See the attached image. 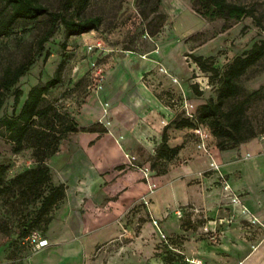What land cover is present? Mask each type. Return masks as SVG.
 I'll use <instances>...</instances> for the list:
<instances>
[{
  "label": "rangeland",
  "instance_id": "rangeland-1",
  "mask_svg": "<svg viewBox=\"0 0 264 264\" xmlns=\"http://www.w3.org/2000/svg\"><path fill=\"white\" fill-rule=\"evenodd\" d=\"M65 1L38 0L49 11L67 15L72 7L66 10ZM192 2L90 0L79 15L100 16L102 20L98 30L90 31L89 35L84 33L66 37L64 27L58 23L54 34L44 43L46 57L39 55L37 42L48 28V16H41L34 22L18 21L9 35L0 38V78L5 67H15L27 57H33L32 66L17 84L23 93L20 98L22 102L28 89L48 81L62 62L60 82L48 90L42 105H52L58 113L74 119L77 127L84 130L65 134L57 153L46 162L54 172L52 183H64L65 194L73 192L77 196L86 185L90 189V196L95 197L98 203L106 204L114 200L124 186H132V191L141 193L138 192L123 211L129 223H133V226L130 225L132 232H129L133 237L139 232L141 221H149L154 228L158 226L157 219L151 218L148 212L153 196L163 207H170L177 198L201 201L199 194L204 193L209 203L237 205V211L229 209L222 223L230 226L237 224L242 239L249 243L253 240V233L264 234V59L250 67L239 81L243 88L240 97L259 90L248 104L246 115L255 130L262 133L233 148L219 150L217 139L205 125L196 121L198 107L208 99L215 98L219 85L217 77L201 71L192 57L201 56L211 62L219 73L222 72L235 56L264 38V0H225L250 10V15L240 19L229 18L224 13L213 19L203 18L193 10ZM162 47L167 49V62L163 63L166 57L160 59L155 70L146 73L142 81L172 111L171 122L189 118L186 115V106L189 104L195 112V117L189 118L193 127L180 134L183 143L178 153L183 149L182 154L177 153L170 160L157 159L155 156L161 144L162 130L157 132L152 127V121L139 113L123 120V115L112 111L114 107L109 108V102L102 101L100 104L96 97L106 69L111 65L112 56L131 51L133 54H142L144 58L146 54ZM162 63L170 67H164ZM19 106H15L13 96L8 95L1 114L10 116L13 112L17 113ZM161 123H167V120ZM197 127L201 128L202 136L195 133ZM91 128L96 130L98 137L106 135L114 141L116 153L108 150L106 161L110 160L111 153L117 154V159L112 160L107 169L101 170L92 160L89 150L79 144L81 134ZM143 128L147 130L143 132ZM169 128H172V123L167 126L166 133ZM89 144V147H93L92 141ZM0 163L7 165L8 178L36 164L31 148L13 153L12 144L2 136ZM182 166H186V169L192 166L191 172L182 176ZM170 169H174L173 175L169 178L163 176ZM59 174L64 181L59 179ZM94 175L100 176V180L87 184ZM183 183L191 188L181 187ZM172 184L175 188L171 193L169 188ZM84 195L87 196L85 191ZM33 209L30 205L24 206L16 196L8 201L0 200V264H29V258L36 250L23 234L21 225L28 211L32 212ZM173 211L169 208L170 222L174 218ZM139 212L142 214L135 221ZM202 219L192 222L193 237L202 239L205 236L211 242L216 241L215 231L206 225L201 226ZM34 230L42 234L40 228ZM159 232L150 230L147 233L150 237L159 234L163 240L161 234H165ZM121 244L113 241L98 245L93 259L102 252L107 257L113 250L120 251ZM252 244H248L247 251L253 248ZM51 249L54 253L48 261L50 264H72L61 254H56L58 248ZM43 255L45 252L37 254ZM179 256L176 260L182 262ZM188 258L193 259L191 255ZM102 264H106V261Z\"/></svg>",
  "mask_w": 264,
  "mask_h": 264
},
{
  "label": "crops",
  "instance_id": "crops-1",
  "mask_svg": "<svg viewBox=\"0 0 264 264\" xmlns=\"http://www.w3.org/2000/svg\"><path fill=\"white\" fill-rule=\"evenodd\" d=\"M85 34L89 35L90 32ZM167 53V49L162 47V49L146 54L144 58H142V54H133L131 51L112 56L111 65L106 69L100 88L96 91L98 102L100 104L102 101L109 102V108L114 107L112 111L123 115V120L139 113L146 120L153 122L152 127L157 132L163 131L164 127L171 123L173 113L152 94L142 78L146 73L155 70L160 59L166 57L163 59V63H166ZM163 63L164 67H170ZM155 75L158 76L157 73ZM165 119L167 123H161ZM143 129V132L147 130V128ZM183 130H187V128L176 129L172 126L167 130V145L169 147L181 146L183 139L180 134H184ZM81 135L79 144L89 150V155L101 170L107 169L110 162L117 159V154L111 153L110 160L106 161L108 150L116 153V147L111 137H106V135L98 137L99 135L95 132H86ZM91 141L93 147L90 146V148ZM182 150L178 155L182 154ZM182 168L180 173L183 176L191 172L192 166L187 167L188 169L186 166H182ZM179 169L181 170V168ZM174 172V169H170L163 176L169 178ZM94 176L87 181V184L91 181L94 184L100 180V176ZM59 177H61L60 174ZM59 179L64 181L62 177ZM170 186L169 191L172 193L175 185ZM182 186L186 189L191 188L187 186V183H183ZM84 187L77 196L73 192L72 194L67 192L65 201L54 211L48 230L44 235L48 245L32 254L28 261L29 264H50L48 261L54 253L52 247L58 248L55 251L56 254H61L67 259L66 261L72 264H102L104 260L106 264H166L162 256L173 255L177 259L178 254L182 262L175 260L170 264H192L191 261L186 260L190 255L193 259H199L201 264H264V234L253 233L254 237L251 241L253 244L249 242L253 248L247 251L249 243L242 239L241 229L236 228L237 224L234 225V223L230 226L222 223L224 217L230 212L229 209L233 212L237 211L235 203L215 205L207 202V195L202 193L199 194L201 201L197 202L192 198L190 200L177 198L172 206L163 207L153 196L148 212L151 218L157 219V228H154L149 221H141L139 232L132 237L129 232H132L133 223H129L123 210L139 191H132V186H124L114 200L100 204L95 197L90 196V189L86 185ZM84 191L87 196L84 195ZM169 208L174 210V218L171 222L168 220ZM140 212L135 217V221L141 216ZM200 218H203L201 226L206 225L215 231L217 236L214 239L218 238L216 241L211 242L205 236L202 239L193 237L192 222ZM150 230L164 233L163 240L160 239L159 234L150 237L147 233ZM128 239L129 243H127ZM113 241L122 243L120 251L113 250L107 257L104 256L105 252H102L93 259L95 247ZM43 252L45 255L37 256ZM56 257L58 256L56 255Z\"/></svg>",
  "mask_w": 264,
  "mask_h": 264
},
{
  "label": "trees",
  "instance_id": "trees-1",
  "mask_svg": "<svg viewBox=\"0 0 264 264\" xmlns=\"http://www.w3.org/2000/svg\"><path fill=\"white\" fill-rule=\"evenodd\" d=\"M89 1L66 0L65 9L72 7L70 13L66 15L59 11H49L38 0H0L2 3L0 38L9 35L18 21L34 22L41 16H48V28L37 42L39 55L43 54L46 57L44 43L54 34L58 23L64 27L66 37L98 30L102 20L100 16L79 15ZM192 1L193 10L207 19H213L220 13L232 19H240L251 14L245 6L227 3L225 0ZM192 59L201 71L210 72L217 77L219 84L215 98H210L201 104L196 114L197 123L205 125L217 139V148L227 150L259 136L262 132L255 130L246 115L248 104L258 95L259 90L240 97L243 88L239 81L250 67L264 59V38L254 42L242 54L235 56L220 73L207 59L201 56H194ZM32 64L33 57L29 56L15 67H5L0 78V136L12 144L13 153H19L26 147L31 148L36 163L34 167L10 178L7 177V165L0 163V200L8 201L16 196L24 206H32L33 211H28L21 225L23 234L28 236L36 231L34 229L40 228L44 237L53 218V212L66 195L64 183H52V171L46 162L57 153L60 140L65 134L84 130L77 127L74 119L58 113L52 105H42L48 90L60 82L62 62L48 81L30 87L24 100L20 102L23 93L17 84ZM262 87L264 88V83ZM8 95L13 96L15 106L20 104L18 112H13L10 116L1 114ZM171 123L176 129L193 127V122L188 118H181ZM166 129L167 126L161 133V144L155 152L157 159L170 160L179 150V146L167 145ZM95 131L94 128L88 130V132ZM35 205L38 206L35 208ZM164 256L162 259L166 264L176 260L173 255Z\"/></svg>",
  "mask_w": 264,
  "mask_h": 264
},
{
  "label": "built area",
  "instance_id": "built-area-1",
  "mask_svg": "<svg viewBox=\"0 0 264 264\" xmlns=\"http://www.w3.org/2000/svg\"><path fill=\"white\" fill-rule=\"evenodd\" d=\"M186 115L189 117V118H193L195 117V112L193 110V107L192 105H187L186 106ZM187 118V117H186ZM188 118V119H189ZM200 129L201 128H195V133L199 134L200 136H202V133L200 132ZM177 215H179V213L177 212ZM228 221V220H227ZM154 224L156 223L155 221H153ZM162 237H164L163 234H161ZM27 240L28 242L34 247V249L37 251L45 246L48 245V241L46 238H44L40 233L34 231V232H31L28 236H27ZM187 261H191L192 264H201V262L199 260H196V259H186Z\"/></svg>",
  "mask_w": 264,
  "mask_h": 264
}]
</instances>
